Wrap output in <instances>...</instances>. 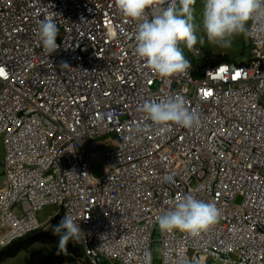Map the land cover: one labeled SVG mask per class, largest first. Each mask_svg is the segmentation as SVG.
Here are the masks:
<instances>
[{
    "label": "built area",
    "instance_id": "2783aa9c",
    "mask_svg": "<svg viewBox=\"0 0 264 264\" xmlns=\"http://www.w3.org/2000/svg\"><path fill=\"white\" fill-rule=\"evenodd\" d=\"M100 1L0 0V137L7 152L0 190V245L38 228V214L56 205L65 214L46 226L52 230L67 213L74 216L84 233L77 244L86 264H154L152 237L156 217L163 211L159 203L163 192L146 184L134 196L140 178L130 163L140 146L134 147L127 136L116 150L98 153L90 143L94 130L89 127L98 121L97 113L120 110L118 95L129 86L135 88L138 81L151 82L156 72L135 53L136 22L120 12L116 0ZM45 17L58 27L99 21L91 38L97 54H105V67L87 69L60 49L48 53L38 34L39 21ZM101 23L114 28L117 45L97 41L94 31L100 33ZM247 39L252 65L237 69L248 78L237 89L233 110L250 129L252 145L245 149L230 141L222 152L226 162L244 168V173L229 182L222 165L217 176L199 183V195L184 187L174 193L215 203L225 220L199 237L162 232V264H184L198 255L223 261V253L236 248L253 263L264 264V32ZM204 54L201 43L191 49L195 60ZM213 70L207 74L212 76ZM200 82L190 80L195 86ZM215 87L221 93V86ZM97 161L103 171L94 178L91 168ZM181 185L178 180L176 186ZM14 205L21 215L14 212ZM232 228L237 240L228 239Z\"/></svg>",
    "mask_w": 264,
    "mask_h": 264
},
{
    "label": "clouds",
    "instance_id": "9594fccd",
    "mask_svg": "<svg viewBox=\"0 0 264 264\" xmlns=\"http://www.w3.org/2000/svg\"><path fill=\"white\" fill-rule=\"evenodd\" d=\"M95 2L101 3L100 0ZM195 3L196 0H116L120 12L136 22V55L156 74L151 77V82L138 81L135 88L129 86L125 93L121 91L122 94L116 99L120 110L96 112L99 119L89 127L94 130L90 143L98 153L116 150L121 138L127 136L134 147L135 144L140 146L139 153L134 155L135 162L130 163L134 173L140 178L139 184L134 188V196L146 184L163 192L159 195L162 197L159 203L163 211L156 217L152 252L157 225L162 251V232L179 231L191 237H199L222 222L224 213L215 203L192 194L175 197L174 193L184 187L199 195V183L203 179L217 176L222 165L225 166L224 172L229 182L234 181L244 173V168L225 161L222 154L224 147L230 141L245 149L252 145L248 135L250 129L245 127L243 118L233 110L238 102L237 89L248 78L237 69L252 65L251 51L249 61L236 62L226 54H214L207 43L228 49L232 46L233 38L243 34L244 42L248 43L250 50L251 44L247 36L264 32V0H204L199 25L195 23L194 6L198 2ZM98 22H87L80 27L72 24L58 27L53 19L45 17L39 21V39L50 54L58 49L64 50L74 59V63L80 62L87 69L100 65L103 69L105 54H97V46L91 38L93 26ZM200 28L206 35H202L198 41L197 32ZM99 32L94 31L99 43L109 47L117 45L118 37L113 27H106L101 23ZM200 43L203 44L205 54L195 60L191 56V49ZM181 44H186L189 49L188 59L183 54ZM23 64L26 65L25 62ZM208 69H214L212 76L207 74ZM29 70L37 73L34 69ZM188 70L190 73L183 75ZM191 79L201 82L195 86V83H190ZM215 85L221 86V93ZM233 86L235 88L230 90ZM8 97L2 98V102ZM243 113L249 115L248 111ZM107 135L114 138L109 145H102L99 139ZM0 141L3 146V180L0 181L2 190L6 179L7 152L1 137ZM190 153L193 154L192 157L189 156ZM98 163L103 171L100 161L93 163L92 168ZM92 176L100 177H95L93 173ZM178 180L181 181V186H176ZM237 198L235 202L239 205L242 200L237 202ZM48 207L53 208V211L40 219V213ZM13 210L21 215L16 205ZM43 210L38 214V228L6 245H0V251L28 235L49 234L55 237V242L50 244L54 246L59 236L58 247L54 249L58 256L45 264H56L58 260V264H86L82 248L77 244L84 237L80 223L67 213L58 225L49 230L46 225L58 221L65 214V209L62 206L48 205ZM233 217L234 215L228 219L232 220ZM236 235L237 230L232 228V238L229 236L228 239H236ZM73 243L80 249L78 256L67 248L68 244ZM241 249L225 251L223 255L226 258L223 261L201 258L198 255L183 263L257 264L250 257L243 256Z\"/></svg>",
    "mask_w": 264,
    "mask_h": 264
},
{
    "label": "rangeland",
    "instance_id": "374dc122",
    "mask_svg": "<svg viewBox=\"0 0 264 264\" xmlns=\"http://www.w3.org/2000/svg\"><path fill=\"white\" fill-rule=\"evenodd\" d=\"M203 3H204V0H199L197 5L194 6L195 23L198 25L200 24V21H201ZM197 35H198V41H199V38L202 35H206V34L200 28L197 32ZM208 46H209V50H211L214 54H226L229 56V58L232 61L247 62L250 60L249 45L247 42H244L243 34L234 37L232 46L228 49L220 48L212 43H207V47ZM180 47L183 50V54L185 55L186 59H188L189 49L187 48L186 44H181ZM113 138L114 136L107 135L105 137L100 138L99 140L102 145H109ZM2 155H3V146L0 141V181L3 180V172H2L3 170H2V165H1ZM92 173L95 177L100 176L102 173L101 164L99 163L95 164L92 168ZM241 200H242V197L239 196L237 198V202H241ZM52 211H53V208H50V207L44 209L39 215L40 219L47 217ZM57 237L58 238H57V242L55 246L49 245V244L36 243L32 245L31 247H29L27 250L21 251L16 257L8 259L5 262L0 263V264H45L48 258V254L50 256L52 254L50 252L53 251L54 253L55 247H58L59 236ZM153 255H154V264H162L160 229L158 225L154 233ZM215 264H219V263H215Z\"/></svg>",
    "mask_w": 264,
    "mask_h": 264
},
{
    "label": "trees",
    "instance_id": "16d2710c",
    "mask_svg": "<svg viewBox=\"0 0 264 264\" xmlns=\"http://www.w3.org/2000/svg\"><path fill=\"white\" fill-rule=\"evenodd\" d=\"M222 59H225L222 57ZM55 242V237L54 235H49V234H31L25 237L24 239H21L19 241H16L12 243L10 246L6 247L5 249L0 251V263L16 257L21 251L27 250L29 247L36 243H41V244H53ZM71 252L76 254L77 256L80 254V249L77 248L76 244H68L67 247ZM57 251V250H56ZM58 256L57 253H52L50 255V258L46 261L49 262L50 260H54Z\"/></svg>",
    "mask_w": 264,
    "mask_h": 264
}]
</instances>
